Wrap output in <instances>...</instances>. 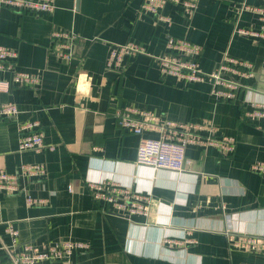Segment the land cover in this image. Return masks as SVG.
<instances>
[{
    "label": "crops",
    "instance_id": "obj_1",
    "mask_svg": "<svg viewBox=\"0 0 264 264\" xmlns=\"http://www.w3.org/2000/svg\"><path fill=\"white\" fill-rule=\"evenodd\" d=\"M142 1L53 0L52 12L36 15L0 8V46L16 53L17 70L40 77L33 88L0 92V105L18 111L0 117V170L45 167L41 180L20 179L18 194L0 193V263L12 247L9 224L18 248L86 244L71 264H264V176L250 169L264 162V118L245 116L264 103V39L237 32L264 26V0H197L190 17L168 4L169 26L144 13ZM57 31L77 37L70 60L51 38ZM169 37L200 46L203 72L225 56L248 62L238 98L221 101L208 82L163 76L156 58ZM128 42L145 53L110 61L112 46ZM8 76L0 72V81ZM124 106L150 117L144 137L184 144L183 171L136 164L138 137L114 117ZM29 121L52 151H18L19 126ZM99 183L133 195L145 213L95 201L89 184ZM24 194L45 202L25 206Z\"/></svg>",
    "mask_w": 264,
    "mask_h": 264
},
{
    "label": "built area",
    "instance_id": "obj_2",
    "mask_svg": "<svg viewBox=\"0 0 264 264\" xmlns=\"http://www.w3.org/2000/svg\"><path fill=\"white\" fill-rule=\"evenodd\" d=\"M172 5L187 17H190L197 7V0H143L141 10L152 16L158 22L170 25V19L163 14L166 5ZM0 8H9L18 13H50L54 5L53 0H0ZM248 9V8H247ZM264 13V10L262 11ZM242 36L264 39V26L260 30L239 29ZM51 38L57 42L66 54H62L64 60L72 58V49L76 41V35L70 31L53 32ZM164 53L156 58L159 72L163 76H171L185 83H205L211 85V94L221 101H234L238 98L243 85L242 77H250V64L230 56H225L223 61L212 72H203L199 68L198 58L200 46L181 38L169 37L165 42ZM145 53V49L133 42L121 46H112L109 60L116 59V64L121 56H136ZM16 53L6 47L0 46V72L9 74L7 79L0 81V92L7 93L12 86L33 88L40 82V77L35 73L19 71L15 68ZM253 110L246 112L245 116L264 118V103H253ZM18 111L14 104L3 103L0 105V117L11 120ZM117 125L124 132L138 137L136 151V164L149 166L153 169L181 172L185 167V146L183 143L168 140L163 137L147 138L143 135L145 122L150 118L145 112L131 106H124L114 111ZM38 123L29 121L19 126L18 151H32L40 153L43 150L52 151L53 146L47 145L43 133L38 128ZM250 169L264 176V162L257 161ZM45 176V167L42 164H20L16 173L9 174L0 170V193L16 195L22 190L19 186L20 179L41 180ZM95 201L106 204L116 211L128 214H144L146 209L123 189L113 184H89ZM129 200L127 203L126 200ZM45 200L33 198L24 194L25 206H37ZM6 231L12 238L10 249H7L6 259L0 264H39L53 261L69 263L73 251L87 249L88 246L81 242H61L49 245L45 250L38 251L32 245L26 244L16 247L17 231L11 225H7Z\"/></svg>",
    "mask_w": 264,
    "mask_h": 264
}]
</instances>
